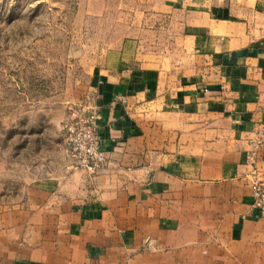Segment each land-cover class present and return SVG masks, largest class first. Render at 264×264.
Returning a JSON list of instances; mask_svg holds the SVG:
<instances>
[{"label": "crops", "instance_id": "crops-1", "mask_svg": "<svg viewBox=\"0 0 264 264\" xmlns=\"http://www.w3.org/2000/svg\"><path fill=\"white\" fill-rule=\"evenodd\" d=\"M94 65L106 167L0 205V264H264V0H139Z\"/></svg>", "mask_w": 264, "mask_h": 264}, {"label": "rangeland", "instance_id": "rangeland-1", "mask_svg": "<svg viewBox=\"0 0 264 264\" xmlns=\"http://www.w3.org/2000/svg\"><path fill=\"white\" fill-rule=\"evenodd\" d=\"M139 0H0V205L67 159L64 124Z\"/></svg>", "mask_w": 264, "mask_h": 264}, {"label": "built area", "instance_id": "built-area-1", "mask_svg": "<svg viewBox=\"0 0 264 264\" xmlns=\"http://www.w3.org/2000/svg\"><path fill=\"white\" fill-rule=\"evenodd\" d=\"M99 119V113L90 104L80 110L72 109L64 124L69 170L83 171L94 177L106 167L108 156L103 150ZM263 144L264 126L250 138V163H255L257 152ZM251 186L254 206L264 209V181L254 175Z\"/></svg>", "mask_w": 264, "mask_h": 264}]
</instances>
